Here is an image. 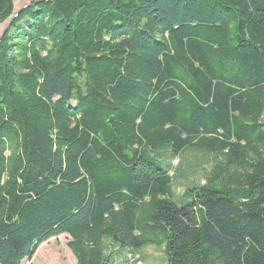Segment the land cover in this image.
I'll return each instance as SVG.
<instances>
[{
  "label": "trees",
  "instance_id": "1",
  "mask_svg": "<svg viewBox=\"0 0 264 264\" xmlns=\"http://www.w3.org/2000/svg\"><path fill=\"white\" fill-rule=\"evenodd\" d=\"M13 1L0 264L63 235L75 264H137L145 247L164 264H264V0ZM188 151L213 165L174 200Z\"/></svg>",
  "mask_w": 264,
  "mask_h": 264
},
{
  "label": "rangeland",
  "instance_id": "2",
  "mask_svg": "<svg viewBox=\"0 0 264 264\" xmlns=\"http://www.w3.org/2000/svg\"><path fill=\"white\" fill-rule=\"evenodd\" d=\"M43 0H14L13 12L17 14L19 10L28 6L32 2ZM10 20L0 25V36L9 25ZM162 162L165 161L161 159ZM213 163L209 158L203 157L200 153L188 151L170 163V175H173L174 200L181 197L187 188H195L204 184V172L209 171ZM69 237L66 235L53 238L42 244L32 259L25 260L22 264H75V258L67 247ZM118 253L114 246L109 253ZM124 257V255H123ZM134 257L137 264H164V254L162 248L145 247L137 252ZM134 264V263H133Z\"/></svg>",
  "mask_w": 264,
  "mask_h": 264
}]
</instances>
